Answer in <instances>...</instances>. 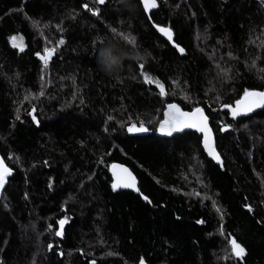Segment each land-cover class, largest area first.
Returning <instances> with one entry per match:
<instances>
[{
	"label": "trees",
	"instance_id": "16d2710c",
	"mask_svg": "<svg viewBox=\"0 0 264 264\" xmlns=\"http://www.w3.org/2000/svg\"><path fill=\"white\" fill-rule=\"evenodd\" d=\"M157 5L148 18L139 0H0V154L13 170L0 264H264V106L236 117L222 107L264 91V0ZM60 39L45 69L37 53ZM106 46L125 57L111 75L98 63ZM169 102L205 110L221 165L195 131L156 135ZM141 122L147 132L127 131ZM113 162L139 193L113 190Z\"/></svg>",
	"mask_w": 264,
	"mask_h": 264
},
{
	"label": "snow or ice",
	"instance_id": "6c2138e0",
	"mask_svg": "<svg viewBox=\"0 0 264 264\" xmlns=\"http://www.w3.org/2000/svg\"><path fill=\"white\" fill-rule=\"evenodd\" d=\"M98 4H104L105 0H96ZM143 7L145 11L147 12L149 9H155L157 5V0H142ZM84 8L88 11H92L93 14H98V11H94L93 9L89 8L87 4L84 5ZM157 30L161 33H163L165 36L168 37V39L172 40V32L171 29L166 27H160L159 25L156 26ZM13 47H18L20 51H23V38L20 37V43H17V37L13 36L10 38ZM125 39H127L130 43H135V38L126 36ZM264 43V42H262ZM64 44V40L60 39L57 42L56 47L49 48L45 47L44 54L41 55L40 53H37V56L40 58L41 61L44 63L45 69L47 68L48 62L52 59L54 53L57 51L58 47L60 45ZM178 47V46H177ZM179 51L183 52L184 49L180 48ZM253 65H255V61H253ZM141 69V75L143 76V80L145 83L149 84H155L159 88L160 95L164 96L167 95L165 85L161 83L158 79H154L149 74L145 73L143 71L144 64L141 63L139 65ZM44 69H42V76L41 80H44L43 75ZM175 83V82H174ZM43 90H41L40 95H43ZM27 99V97H25ZM264 106V91H255V90H248L245 89L244 95L241 100H238L236 102V106L232 107L231 105H222L224 108H229L231 110V114L233 117H236L240 115L241 113H248L253 111L254 108H258ZM168 111L165 112V119L160 122L159 131L166 135H172L174 131H181L184 128H195L196 130L202 132L204 134V145L205 148L208 149L209 154L213 155L215 152V149L212 147L210 142V132L211 130L208 128V118L204 115V111L200 107H195L191 112H184L181 110L180 106L172 103L167 105ZM36 109L33 107L32 113H35ZM33 120L34 122L39 123L37 120V117L33 114ZM19 119V117H17ZM111 119V117H110ZM149 129L145 127V124L143 122L139 123V126L137 127L136 124H131L128 126L127 131L128 132H147ZM216 159H219L218 156H215ZM113 169H116L117 166L113 165ZM123 173H127V176H122L117 172H114V175L116 176L115 182L112 184L113 190H116L119 187H126V188H134V177L131 176V173L128 172L127 169H121ZM12 174V169L9 168L4 160L0 158V189H3L5 187V184L7 182L8 177ZM138 191V189H137ZM144 199H148L147 197H144ZM215 206V205H214ZM217 211H221L219 208H217ZM66 223V220H60L59 224L61 227V230H58L55 232L56 236L62 235V229L63 225ZM230 245L232 249V253L235 257L242 259L245 255V249L235 240H230ZM52 245H49V248H51ZM92 264H95V261L92 262ZM139 264H145V261L143 258L140 259Z\"/></svg>",
	"mask_w": 264,
	"mask_h": 264
},
{
	"label": "water",
	"instance_id": "95a60500",
	"mask_svg": "<svg viewBox=\"0 0 264 264\" xmlns=\"http://www.w3.org/2000/svg\"><path fill=\"white\" fill-rule=\"evenodd\" d=\"M139 1H140L141 4L143 5L142 0H139ZM151 10H152V9H149L147 12L145 11V12H146V15H147L148 18H149V14H150V11H151ZM171 32H172V31H171ZM162 37H163L166 41H168V42L170 43V45H171L173 48H175V50H176L179 54H181V55L185 54V50H184L183 52L179 51V49H180V48H183V47L180 46V45H178V44H176V43L174 42V40H173V33H172V40H171V41H170V40L168 39V37L165 36L163 33H162ZM177 46H178V47H177ZM183 49H184V48H183ZM158 90H159V88H158ZM242 97H243V96H242ZM242 97H241L239 100H241ZM172 103H175V104L179 105L177 102H169V103H167V104L165 105V107H164V109H163V112H162V118L158 121V123H157V125H156V129H155L156 135H157V136H160V137L170 138V137H172V136H174V135H176V134H179V133H182V132H185V131H195L196 133H198V134L201 136V147H202V149H203L205 155H206L211 161H213L214 163H217V164H220V165H221V164H222V157H221V155H220V153H219V151H218V149H217V147H216L215 134H214V131H213V129H212V127H211V124H210V118L208 117V115H207V113L205 112L204 109H203V111H204V115L207 116V118H208V128L211 130V132H210V142H211L212 147L215 149V152H214L213 155H210L208 149L205 148V145H204V134H203L202 132L196 130L195 128H184V129L181 130V131H174V132L172 133V135H166V134H163V133H161V132L159 131L160 122L163 121V120L165 119V115H164V114H165V112L168 111L167 105H168V104H172ZM179 106H180V105H179ZM235 106H236V103H235L234 107H235ZM180 108H181V110L184 111V112H191V111L193 110V109H191V110H186V109H183L181 106H180ZM200 108H201V107H200ZM261 108H262V106H261V107H258V108H254L253 111H251V112H248V113H241V114H242V115H249V114H251V113H253V112H255V111L260 110ZM215 156H218L219 159H216ZM0 158H2L1 154H0ZM2 159H3V158H2ZM3 160H4V159H3ZM4 162H5V161H4ZM5 164L7 165L6 162H5ZM113 165H116L117 168H116V169H113V167H112ZM7 166H8V165H7ZM8 167H9V166H8ZM9 168H10V167H9ZM11 169H12V168H11ZM121 169H127L128 172L131 173V176L134 177L135 187H134V188L119 187V188H117L116 190L123 189V190H128V191H131V192H134V193H139L138 178H137L136 174H135V173H134V172H133V171H132L127 165H125V164H123V163H120V162H113V163L110 164V166H109V173H110V176H111V183L113 184V183L115 182V180H116V176L114 175V172H117V173H119L120 175L125 176V177L127 176V173H123V172L121 171ZM12 172H13V170H12ZM11 175H12V174H11ZM11 175L8 177V179L11 177ZM8 179H7V182H8ZM7 182H6V184H7ZM6 184H5V186H6ZM50 184H51V182H50ZM3 189H4V188H3ZM3 189H0V196H1V192H2ZM137 189H138V191H137Z\"/></svg>",
	"mask_w": 264,
	"mask_h": 264
},
{
	"label": "clouds",
	"instance_id": "9594fccd",
	"mask_svg": "<svg viewBox=\"0 0 264 264\" xmlns=\"http://www.w3.org/2000/svg\"><path fill=\"white\" fill-rule=\"evenodd\" d=\"M123 54H118L111 46L102 47L98 54V63L106 74H113L120 70Z\"/></svg>",
	"mask_w": 264,
	"mask_h": 264
},
{
	"label": "rangeland",
	"instance_id": "374dc122",
	"mask_svg": "<svg viewBox=\"0 0 264 264\" xmlns=\"http://www.w3.org/2000/svg\"><path fill=\"white\" fill-rule=\"evenodd\" d=\"M145 73H147V74H149L151 77H153L154 79H158L155 75H153V74H151V73H149V72H145Z\"/></svg>",
	"mask_w": 264,
	"mask_h": 264
}]
</instances>
